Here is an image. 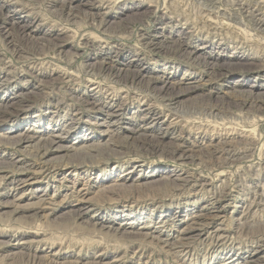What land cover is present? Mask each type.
I'll return each mask as SVG.
<instances>
[{
  "label": "rangeland",
  "instance_id": "rangeland-1",
  "mask_svg": "<svg viewBox=\"0 0 264 264\" xmlns=\"http://www.w3.org/2000/svg\"><path fill=\"white\" fill-rule=\"evenodd\" d=\"M48 263L264 264V0H0V264Z\"/></svg>",
  "mask_w": 264,
  "mask_h": 264
},
{
  "label": "bare ground",
  "instance_id": "bare-ground-1",
  "mask_svg": "<svg viewBox=\"0 0 264 264\" xmlns=\"http://www.w3.org/2000/svg\"><path fill=\"white\" fill-rule=\"evenodd\" d=\"M205 4V3H204ZM260 15V14H259ZM20 26V25H19ZM23 27V26H22ZM21 27V29H23V32H25L26 30H25V28H22ZM7 28V27H6ZM4 29V28H3ZM5 31H6V29H5ZM19 34V33H18ZM156 43V42H155ZM162 46V45H161ZM177 46V45H176ZM180 47V46H179ZM181 48V47H180ZM210 64V63H209ZM213 64V63H212ZM225 65V64H224ZM221 68L223 67V66H220ZM212 68H214V67H212ZM222 71V70H221ZM219 75V74H218ZM152 79V78H151ZM168 82V81H167ZM165 83H166V81H165ZM170 84V83H169ZM190 86V85H189ZM164 88V87H163ZM191 89V88H190ZM51 141V140H50ZM51 145V144H50ZM223 146V145H222ZM55 147V146H54ZM56 147H60V145L58 146H56ZM62 148V147H61ZM158 148V147H157ZM174 149V148H173ZM91 150V149H90ZM180 150V149H179ZM80 152H81V150H79ZM183 152V151H182ZM82 154V153H81ZM92 154V153H91ZM183 154V153H182ZM62 167V166H61ZM28 168V167H27ZM39 170H41V169H39ZM30 172V171H29ZM33 172V171H32ZM47 172V171H46ZM41 173V172H40ZM40 173H38V174H40ZM29 174V173H28ZM28 177V176H27ZM31 177V176H30ZM10 178V177H9ZM12 178V177H11ZM24 179V178H23ZM10 180V179H9ZM14 180V179H13ZM17 180H18V178H17ZM29 180V179H28ZM16 182V181H15ZM18 182V181H17ZM26 182V181H25ZM11 184H12V182H11ZM22 184V183H21ZM15 186H16V184H15ZM111 187V186H110ZM81 189H79V191H80ZM77 193V192H76ZM82 193V192H81ZM39 198V197H38ZM43 198V197H42ZM46 198V197H45ZM39 200V199H38ZM45 201H47V200H45ZM42 202V201H41ZM48 202H49V200H48ZM52 203V202H51ZM141 212V211H140ZM139 213V212H138ZM142 215V213H139L138 214V216H141ZM218 216L217 215H215V214H213V215H211L209 218H213V219H215V218H217ZM201 218V217H200ZM203 218V217H202ZM208 218V217H207ZM204 219V218H203ZM203 219H200V220H198L197 222H194V224H196V225H198L199 224V222L200 221H202ZM205 222V221H204ZM199 229H201V228H199ZM191 230V229H190ZM189 236V235H188ZM187 241H188V238H185L184 236L182 237L181 236V238L179 239V244L180 245H184V244H186L187 243ZM177 243V244H178ZM176 244V243H175ZM168 245V244H167ZM29 258V257H28ZM43 261H45V260H43ZM48 264H50V263H48ZM53 264V263H52Z\"/></svg>",
  "mask_w": 264,
  "mask_h": 264
}]
</instances>
